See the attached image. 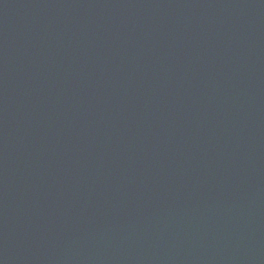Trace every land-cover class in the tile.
<instances>
[{"label": "water", "instance_id": "95a60500", "mask_svg": "<svg viewBox=\"0 0 264 264\" xmlns=\"http://www.w3.org/2000/svg\"><path fill=\"white\" fill-rule=\"evenodd\" d=\"M0 264H264V0H0Z\"/></svg>", "mask_w": 264, "mask_h": 264}]
</instances>
